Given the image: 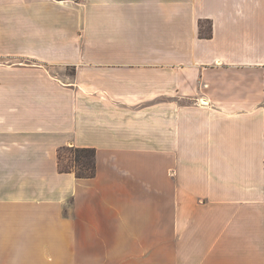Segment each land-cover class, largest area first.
<instances>
[{"label": "crops", "instance_id": "obj_1", "mask_svg": "<svg viewBox=\"0 0 264 264\" xmlns=\"http://www.w3.org/2000/svg\"><path fill=\"white\" fill-rule=\"evenodd\" d=\"M0 264H264V0H0Z\"/></svg>", "mask_w": 264, "mask_h": 264}, {"label": "trees", "instance_id": "obj_2", "mask_svg": "<svg viewBox=\"0 0 264 264\" xmlns=\"http://www.w3.org/2000/svg\"><path fill=\"white\" fill-rule=\"evenodd\" d=\"M62 151H67L73 157L72 166H61ZM58 167L60 172L73 173L77 178H92L95 175V150L92 148L66 147L58 153Z\"/></svg>", "mask_w": 264, "mask_h": 264}, {"label": "rangeland", "instance_id": "obj_3", "mask_svg": "<svg viewBox=\"0 0 264 264\" xmlns=\"http://www.w3.org/2000/svg\"><path fill=\"white\" fill-rule=\"evenodd\" d=\"M53 71H56V72H59V73H61V72H65V73H68V74L71 73V70L70 69H61V70L55 69ZM60 156H61V166L62 167L68 168V167L72 166V164H73V162H72V160H73L72 155H70L67 151H62L60 153Z\"/></svg>", "mask_w": 264, "mask_h": 264}]
</instances>
